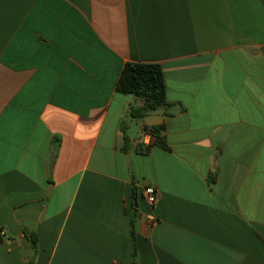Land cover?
I'll return each mask as SVG.
<instances>
[{"label": "crops", "instance_id": "obj_1", "mask_svg": "<svg viewBox=\"0 0 264 264\" xmlns=\"http://www.w3.org/2000/svg\"><path fill=\"white\" fill-rule=\"evenodd\" d=\"M129 62L163 71L140 120ZM0 238V264H264V0H0Z\"/></svg>", "mask_w": 264, "mask_h": 264}, {"label": "trees", "instance_id": "obj_2", "mask_svg": "<svg viewBox=\"0 0 264 264\" xmlns=\"http://www.w3.org/2000/svg\"><path fill=\"white\" fill-rule=\"evenodd\" d=\"M116 91L123 95H133L142 100V106L131 109L130 116L140 120L148 113L166 105L165 84L162 67L157 63H126L116 84ZM154 138L153 146L165 149L166 145L161 137L163 125L145 128ZM148 148L145 149V152ZM131 234L134 235L131 222ZM33 256L36 254V236L29 233ZM1 242V238H0Z\"/></svg>", "mask_w": 264, "mask_h": 264}, {"label": "built area", "instance_id": "obj_3", "mask_svg": "<svg viewBox=\"0 0 264 264\" xmlns=\"http://www.w3.org/2000/svg\"><path fill=\"white\" fill-rule=\"evenodd\" d=\"M142 195L149 208H152L157 202L156 191L152 186H144L142 189Z\"/></svg>", "mask_w": 264, "mask_h": 264}]
</instances>
